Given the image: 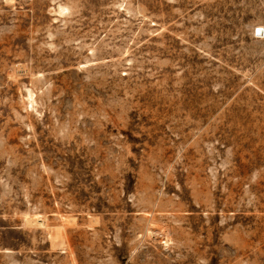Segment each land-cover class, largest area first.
<instances>
[{
  "label": "rangeland",
  "instance_id": "obj_1",
  "mask_svg": "<svg viewBox=\"0 0 264 264\" xmlns=\"http://www.w3.org/2000/svg\"><path fill=\"white\" fill-rule=\"evenodd\" d=\"M0 264H264V0H0Z\"/></svg>",
  "mask_w": 264,
  "mask_h": 264
},
{
  "label": "bare ground",
  "instance_id": "obj_2",
  "mask_svg": "<svg viewBox=\"0 0 264 264\" xmlns=\"http://www.w3.org/2000/svg\"><path fill=\"white\" fill-rule=\"evenodd\" d=\"M260 31H263V29L262 30H259L258 29V34H259V32ZM31 221L32 222H34V223H36V224H41V225H45L46 224V220H45V218H42L41 216H39V215H35L34 217H32V219H31ZM59 228H62V227H59ZM59 228H57V233H58V231H59V233H60V229ZM64 228V227H63ZM59 229V230H58ZM62 230V229H61ZM58 233V234H59Z\"/></svg>",
  "mask_w": 264,
  "mask_h": 264
}]
</instances>
